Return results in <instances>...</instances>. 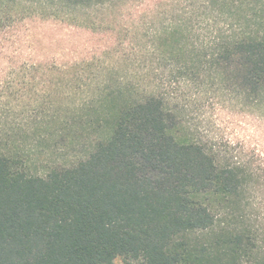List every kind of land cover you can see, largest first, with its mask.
<instances>
[{
	"label": "trees",
	"instance_id": "trees-1",
	"mask_svg": "<svg viewBox=\"0 0 264 264\" xmlns=\"http://www.w3.org/2000/svg\"><path fill=\"white\" fill-rule=\"evenodd\" d=\"M33 2L114 33L115 56L0 82V264H264V153L187 118L264 110V0Z\"/></svg>",
	"mask_w": 264,
	"mask_h": 264
},
{
	"label": "rangeland",
	"instance_id": "rangeland-1",
	"mask_svg": "<svg viewBox=\"0 0 264 264\" xmlns=\"http://www.w3.org/2000/svg\"><path fill=\"white\" fill-rule=\"evenodd\" d=\"M4 1L12 16L10 21L7 20L3 13L6 6L1 7L0 82L12 74L14 76L18 72V65L23 61L39 60L44 65L54 62L59 70L54 69L47 74L59 77L83 72L84 60H93L98 64L114 58V33L94 31L84 27V20L83 23L76 24L71 17L66 20L40 15L23 17L21 10L23 11L24 0ZM37 1L39 0H34L32 7L40 9ZM72 15L80 20L84 19V12H74ZM30 94L29 92L28 95ZM209 104L202 100L191 107L189 105L188 123L201 135L198 137L243 141L247 150L255 149L264 153V110L249 115L240 109V105L227 104L221 107ZM205 134L207 136H202ZM261 225L264 229V223ZM113 264L137 263L116 259Z\"/></svg>",
	"mask_w": 264,
	"mask_h": 264
}]
</instances>
